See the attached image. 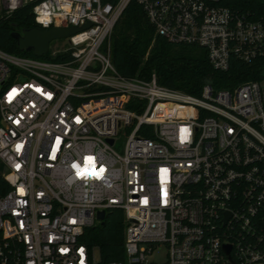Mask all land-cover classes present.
Segmentation results:
<instances>
[{
	"label": "built area",
	"instance_id": "obj_1",
	"mask_svg": "<svg viewBox=\"0 0 264 264\" xmlns=\"http://www.w3.org/2000/svg\"><path fill=\"white\" fill-rule=\"evenodd\" d=\"M132 1L214 71L264 61V15L224 0H0L40 30L89 24L46 58L0 50V264H99L80 237L108 209L125 226L106 264H264V65L196 97L122 77L107 41Z\"/></svg>",
	"mask_w": 264,
	"mask_h": 264
},
{
	"label": "trees",
	"instance_id": "obj_2",
	"mask_svg": "<svg viewBox=\"0 0 264 264\" xmlns=\"http://www.w3.org/2000/svg\"><path fill=\"white\" fill-rule=\"evenodd\" d=\"M223 5L238 11L264 15V0H224ZM31 6L25 5L9 15L0 16V50L8 54L34 57L19 52L10 34L34 28ZM108 50L116 73L125 78L149 80L153 75L159 86L191 96H199L201 87L208 83L214 90L232 89L255 80L264 61L244 64L230 61L224 73L214 71L206 61L204 50L195 46L172 44L154 34L152 25L141 8L130 2L114 24L109 35ZM47 55L37 58H46ZM62 60V56H57ZM124 219L118 209L104 213L102 225L83 230L80 241L91 250L96 248L99 264L123 260Z\"/></svg>",
	"mask_w": 264,
	"mask_h": 264
},
{
	"label": "water",
	"instance_id": "obj_3",
	"mask_svg": "<svg viewBox=\"0 0 264 264\" xmlns=\"http://www.w3.org/2000/svg\"><path fill=\"white\" fill-rule=\"evenodd\" d=\"M89 24H85L81 28H51L40 30L37 28L21 29L13 31L10 36L15 41L16 49L19 52L31 53L34 57H42L47 53L48 45L51 41L57 39H66L67 37L87 28ZM110 144L111 141H108ZM104 212L99 211L95 214V219L99 225H102Z\"/></svg>",
	"mask_w": 264,
	"mask_h": 264
},
{
	"label": "rangeland",
	"instance_id": "obj_4",
	"mask_svg": "<svg viewBox=\"0 0 264 264\" xmlns=\"http://www.w3.org/2000/svg\"><path fill=\"white\" fill-rule=\"evenodd\" d=\"M3 11L0 9V16H2ZM66 40L65 39H57L53 40L48 45V52L47 57L51 51H55L58 49L66 48ZM123 235H124V229H123ZM165 248L162 245L157 246L155 249L152 250L151 254L148 256L147 260L152 261L155 263H160L164 261L165 258ZM91 256L94 263L99 262V256L96 248L91 249Z\"/></svg>",
	"mask_w": 264,
	"mask_h": 264
},
{
	"label": "snow or ice",
	"instance_id": "obj_5",
	"mask_svg": "<svg viewBox=\"0 0 264 264\" xmlns=\"http://www.w3.org/2000/svg\"><path fill=\"white\" fill-rule=\"evenodd\" d=\"M57 142L59 143V141H57ZM84 163H85V165L91 166V165H93L95 163V158L94 157H91V156H88V157L85 158ZM73 167L76 168L77 166L76 165H73ZM104 171H105V169L103 167H101L99 169V172H97V173H91L89 171V168L85 167L83 170H80L78 172V175H80L82 177L83 176H86V175H95L98 178L100 176V174H102Z\"/></svg>",
	"mask_w": 264,
	"mask_h": 264
}]
</instances>
